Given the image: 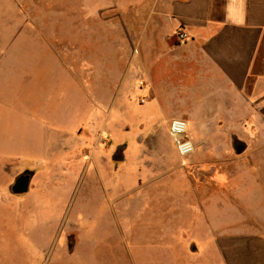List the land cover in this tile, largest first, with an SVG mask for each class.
<instances>
[{"label": "rangeland", "instance_id": "1", "mask_svg": "<svg viewBox=\"0 0 264 264\" xmlns=\"http://www.w3.org/2000/svg\"><path fill=\"white\" fill-rule=\"evenodd\" d=\"M121 13L110 0H0V45L17 33L0 55V264H224L236 227L264 231V115L226 162L140 148L138 100L110 102ZM25 172L28 192L12 195Z\"/></svg>", "mask_w": 264, "mask_h": 264}, {"label": "crops", "instance_id": "2", "mask_svg": "<svg viewBox=\"0 0 264 264\" xmlns=\"http://www.w3.org/2000/svg\"><path fill=\"white\" fill-rule=\"evenodd\" d=\"M110 7H121V15L110 16L121 23L110 29V38L116 63L122 55L123 65L121 76L115 74L112 56L110 102L128 111L123 103L138 100L140 148L154 143L163 158L178 157L169 126L182 119L193 163L226 162L232 150L245 151L236 153L234 144L244 145L243 134L258 133L257 119L264 115V0H110ZM4 34L0 55L17 37ZM248 124L257 130L245 133ZM115 125L111 119L110 128ZM110 137L115 148H130L111 129ZM261 229L236 227L233 253L223 255L224 264H264Z\"/></svg>", "mask_w": 264, "mask_h": 264}, {"label": "built area", "instance_id": "3", "mask_svg": "<svg viewBox=\"0 0 264 264\" xmlns=\"http://www.w3.org/2000/svg\"><path fill=\"white\" fill-rule=\"evenodd\" d=\"M176 37L181 43L186 38L181 31L176 32ZM169 134L180 157L187 158L193 153V145L186 137V122L184 120L173 119L169 126Z\"/></svg>", "mask_w": 264, "mask_h": 264}, {"label": "water", "instance_id": "4", "mask_svg": "<svg viewBox=\"0 0 264 264\" xmlns=\"http://www.w3.org/2000/svg\"><path fill=\"white\" fill-rule=\"evenodd\" d=\"M245 146L242 143H235L234 144V149L236 153H241L244 150ZM33 174L32 173H22L20 175H18L14 181L12 182V184L9 186V192L12 195H22L28 192L29 190V186H30V182L32 179ZM190 250L192 252L196 251V248L194 246H191Z\"/></svg>", "mask_w": 264, "mask_h": 264}]
</instances>
